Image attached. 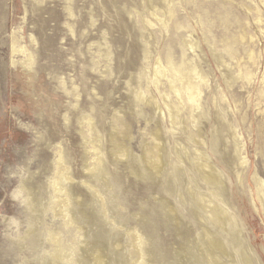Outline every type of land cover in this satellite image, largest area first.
Listing matches in <instances>:
<instances>
[{
    "label": "rangeland",
    "instance_id": "obj_1",
    "mask_svg": "<svg viewBox=\"0 0 264 264\" xmlns=\"http://www.w3.org/2000/svg\"><path fill=\"white\" fill-rule=\"evenodd\" d=\"M53 121L69 125L57 138L79 147V171L116 192L106 213L95 188L76 186L81 229L50 210L37 220L61 229L65 245L95 243L80 251L82 264H189L194 255L230 264L238 245L264 264V0H0V264H42L53 243L17 244L26 224L20 186L46 179L58 151L44 139L54 138ZM210 167L231 230L211 217ZM151 213L158 221L143 227ZM130 228L158 244L139 256ZM101 248L107 256L95 262Z\"/></svg>",
    "mask_w": 264,
    "mask_h": 264
},
{
    "label": "bare ground",
    "instance_id": "obj_2",
    "mask_svg": "<svg viewBox=\"0 0 264 264\" xmlns=\"http://www.w3.org/2000/svg\"><path fill=\"white\" fill-rule=\"evenodd\" d=\"M27 59L29 60L30 57H28ZM29 61H30L29 63L32 62L31 59ZM57 124L58 123L56 121H53V123L50 124V126H52V129L55 131L54 135L52 134V137H54L53 139H51L49 135L46 136L45 138L43 137L45 141L46 140L48 141V143H53L56 140L54 142V145L56 144L54 149L58 150L57 154L55 155V158L48 161L46 167H43L42 169L43 177H46V179L44 180V182L42 181L43 183H40L38 186H36L35 190L34 188L27 186L25 184H22L20 186L22 190L20 193H21L22 202L24 204L23 213L25 214L26 217V221H25L26 224L24 227L25 230L23 232V235L20 236V241H18L17 244H21V246L18 248L19 250H22V247L25 245H29L32 250H35L37 246V250H38V249H44V247L47 244V240H49L50 242L53 243L51 245L50 250L44 251V254L47 253V255L43 257L42 264H52L53 262L54 263L56 262V264H82L83 259L80 255V251H83L84 253L89 252L91 248V244H95V243H91V244L87 243L84 246L77 244L75 245V247H73L72 244L65 245L61 236L59 235L61 229L57 231H52L50 229L42 230L41 228L38 227L39 225L37 226V220L42 213L45 214L46 211L48 212L50 210L53 213V215H55V217L58 216L60 220H62L63 225L71 223V224H75L79 229H81L80 218L82 217L84 218L86 214L84 211V207H82L81 204L83 200L82 198L83 194L77 191L78 188L76 186L86 184L89 187L95 188L98 194L102 196V198L104 199V205H105L104 210L106 213H107V209H106L105 201L106 199H109L110 196L112 197V194L116 192L113 190L112 191L113 193L111 192L109 194H106L103 191V188L102 189L100 188L103 184L100 181L99 175L93 173H85V172L82 173L81 171H79L77 165L78 163L77 162L74 163V160L77 157V152L80 151L79 147L77 145L70 146V150H69V147L67 145H66L67 147H65L64 145V139L57 138L60 136H64V132L67 133L69 129L68 127L69 125L68 126L65 125L64 127L62 126V129H59V125ZM92 149H93L92 154L95 153L93 160L99 159L100 155H96L97 148L92 147ZM113 150H114L113 151L114 154L120 153L122 152V147L121 145L115 146ZM72 156L74 157L72 158ZM129 160L133 164L134 168L132 169L138 175L147 176L149 178V175L147 173L148 170H146V168L143 166V164L139 161L138 158L130 157ZM73 163L75 164L76 167L73 166ZM101 163L103 162L101 161ZM149 163L152 164L151 167H153L154 170L158 173L159 168L157 167L156 163L154 162H149ZM96 166H98V164L94 163L92 166L90 165L87 168V170L93 171L95 170ZM78 171L80 174L77 173ZM35 174L36 172L30 174L27 180H30L31 177H34ZM219 177H220V173L214 170L212 167L209 168V171L204 173V179L206 181V184L209 185V187L215 189V191L213 192L214 198L210 197L211 202L214 203V207L212 208V212H211V217L216 223L220 224L221 227L226 228V226H229V230H231L233 228V224L229 225V222L231 221V217L227 216L224 211V207L226 203L222 196V188L213 183V182H219L220 181ZM257 186L260 188V190L262 191L264 190V185L261 186V184L257 183ZM42 191H44L45 194H43ZM79 197H81V200H79ZM91 199L93 202L95 201L97 203L99 202L93 193H89L87 198L88 201H91ZM161 205L162 208H165L166 210L168 209V205H165V203H162ZM190 212L194 216L197 210L193 208L190 210ZM177 216L179 217L178 213L172 216L171 218L175 219L177 218ZM166 217L170 219V216H166ZM147 218L148 219H144V218L142 219L143 220L142 223L146 225L143 227L149 226V223L153 225L154 219L158 221V218H156V215L154 213L149 214ZM167 218L166 220H164L166 225H167ZM106 226H108V224ZM155 226H157L156 223ZM42 228H46V227H42ZM143 230L144 232L147 231V229H143ZM209 232L211 233V231ZM140 233L142 234V232H140V230L138 229H132V228L129 229L130 243H131L130 245H132V247L135 249V251L139 256H141L144 252L153 250L156 247V243H157L156 235H151V234L148 235V236H153L154 239L152 240V242L146 241L145 243ZM212 237L214 239L215 244H219V245L222 244V241H220V239H217L214 236ZM118 244L119 243H117V245ZM237 250L239 251V254L236 255L238 258L232 259L230 264H241V263L252 264L251 259L248 257V255L244 254L243 250L240 248L239 245ZM102 251L104 252L103 254L97 253L94 255L95 262L100 261L101 255L107 256V254H105L106 252L104 251V249H102ZM189 264H203V261L201 257L194 255L191 257Z\"/></svg>",
    "mask_w": 264,
    "mask_h": 264
}]
</instances>
